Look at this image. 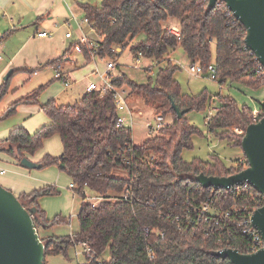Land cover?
<instances>
[{
    "label": "trees",
    "instance_id": "obj_1",
    "mask_svg": "<svg viewBox=\"0 0 264 264\" xmlns=\"http://www.w3.org/2000/svg\"><path fill=\"white\" fill-rule=\"evenodd\" d=\"M208 4L209 0H103L100 6L82 3L97 35L99 58L117 59L120 53L111 49L122 45L158 63L167 61L159 70L156 84L138 83L126 74L112 82L116 87L128 86L129 94L141 98L156 114L171 116L172 122L158 135L133 142L132 129L118 126L119 112L113 92L97 90L87 92L73 104L59 103L57 99L41 104L50 122L35 132L15 127L0 141V151L20 164L23 158L41 149L46 139L54 135L61 138L62 154H48L39 164L41 168L58 165L70 175L72 189L83 198L79 232L65 237L41 236L40 229L66 222L62 215L49 218L40 205L43 196L59 193L56 186L18 195L24 206L37 208L33 220L46 244V257L67 255L72 246L86 244L97 250L100 259L109 250L110 256L101 259L100 264H233L212 252L226 248L245 254L252 251L253 240L243 233L240 223L264 205V196L252 187L236 192L206 188L195 181L201 173L235 174L248 166L246 156L230 168L215 154L209 160L195 158L190 162L182 156L183 150L193 148L194 137L201 134L187 114L203 109L215 99L209 100L205 92L183 93L175 78L180 66L167 59L173 50L181 46L189 60L200 63L205 72L214 65L221 85L230 81L254 88L264 86V76L257 71L259 61L245 44L246 27L224 1H218L212 9ZM170 20L180 24V36L168 30ZM141 36L144 37L140 39ZM76 47L79 44L72 43L60 60L50 64L62 62ZM80 48L85 59L90 60L88 46ZM47 86L41 85L11 103L0 120L14 115L22 104H39ZM8 88L6 80L0 86V100ZM176 107L185 111L181 117ZM254 112L246 104L240 106L233 97L219 95L216 112L207 116L206 125L216 137L227 138L242 148L245 130L254 122ZM262 117L264 102L258 119ZM237 129L242 132L237 133ZM129 146L127 164L118 152ZM89 191L104 199L96 205L86 201ZM127 192L133 194V203L124 199ZM208 199L221 214L207 213L194 225L181 226L180 219L188 212L193 214L192 207H200Z\"/></svg>",
    "mask_w": 264,
    "mask_h": 264
},
{
    "label": "rangeland",
    "instance_id": "obj_2",
    "mask_svg": "<svg viewBox=\"0 0 264 264\" xmlns=\"http://www.w3.org/2000/svg\"><path fill=\"white\" fill-rule=\"evenodd\" d=\"M86 2L94 5H101L103 0H89ZM175 21V20H174ZM90 28L84 30L85 33H89V38L92 40L97 39V35H94ZM65 34V33H64ZM78 36V34L76 35ZM144 36H141L143 38ZM58 41V43H57ZM57 41L51 46H36L39 54H45L50 57L60 55L57 60L62 56L61 47L64 46L62 41ZM77 40L75 39L73 43ZM58 44V45H57ZM70 47V43L65 45L63 50ZM61 50V53H59ZM73 54L71 60L77 61V68L72 70V86L65 89L63 84L54 80L53 67L48 66L46 68L37 69L38 75L29 71H20L12 73L8 81V90L0 100V115L1 113L14 101L30 94L41 85H48L40 96V103L36 104V108H40L41 104L46 103L52 99L51 96H57L55 99L59 103L73 104L80 100L79 94L84 90L85 86L90 80L99 81L100 73L106 71L107 62L114 60L110 57L101 59L98 56L91 57L90 60H86L82 52H76L72 50ZM167 59H170L175 64L180 66L175 74V78L179 81L183 93L190 95H198L202 92L207 93L208 98L215 99V102L210 104L207 102L206 107L201 110H193L187 114L191 123L197 126L201 130V134L196 135L193 139V148L185 149L182 152V156L185 161H192L195 158L203 160L211 159L212 154L219 156L224 165L228 168L237 166L238 161L243 159L245 154L240 146L234 145L232 141L227 138H218L211 132H209L206 125V118L208 115H213L219 104L220 96H230L236 99L240 106L248 105L254 110L259 109L261 103L264 102V86L251 87L242 82H226L220 84L218 79H213L209 71L198 74L193 69V63L189 60L184 49L179 46L173 50ZM216 59V47L212 46V60L214 64ZM71 60H62L63 64L70 65ZM117 65L115 69L111 71V76H106L111 80L113 77H120L122 74L128 75L131 79L138 83L152 82L156 84L159 70L166 64L165 61L158 63L157 60L148 57H141V63L136 67L134 60V53L131 51L130 46L122 49L119 57L115 59ZM202 66L200 63H195V66ZM9 69L2 77V82H5V77L9 74ZM76 80V81H74ZM126 91L127 99L130 107L135 110L134 125L132 126V139L136 143L144 141L148 137V129L146 128V122L153 116L154 108L147 105L141 98L134 94H129L130 88L126 85L122 87ZM84 92V91H83ZM31 114L25 112L23 108H18L17 112L5 119L0 120V135L3 130H8L6 135L0 136V140H4L9 136L10 130L23 126L30 132H35L42 125L48 123H38L37 126H32L33 119L40 120L48 115L42 110L40 112L35 111ZM138 112H142L143 115H138ZM151 120V119H150ZM172 120L171 116H167V121ZM29 127L31 129H29ZM237 129V133H239ZM63 152V145L59 135H54L44 141L43 147L39 149L34 155L31 156V160H42L46 155L59 156ZM0 184L5 188L10 189L8 184L5 183L7 178H18L21 184H27L28 188L31 186L33 189H39L45 186H56L59 193L50 196H43L40 199L41 207L46 211L49 218H54L56 215H62L66 217V222L53 226L49 229H40L41 236L53 235V236H70L75 235L80 230L79 213L82 205L83 198L72 189V179L70 175L60 168L58 165L46 166L43 168H27L20 164H15V161L10 158L5 152L0 151ZM29 173V174H28ZM28 174L29 176H27ZM118 174H122L119 172ZM31 188V189H32ZM17 196L15 189H11ZM92 195L89 191L88 194ZM77 252L78 255H77ZM110 256L107 249L101 259H107ZM87 263L85 246L83 244H77L72 246L68 250L67 255H49L46 257L45 264H85Z\"/></svg>",
    "mask_w": 264,
    "mask_h": 264
},
{
    "label": "water",
    "instance_id": "obj_3",
    "mask_svg": "<svg viewBox=\"0 0 264 264\" xmlns=\"http://www.w3.org/2000/svg\"><path fill=\"white\" fill-rule=\"evenodd\" d=\"M218 1L209 0L208 8H214ZM222 1L246 27L245 44L264 67V0ZM11 73L12 70L5 80ZM175 109L179 117L185 113L177 107ZM242 149L248 160L246 168L229 176L201 173L195 177V181L206 188L215 189H230L247 182L264 196V117L246 128ZM20 164L27 168H41V164L28 157L23 158ZM36 211V207L24 206L12 190L0 184V264H45L46 244L33 220ZM251 222L264 241V205L253 212ZM212 254L229 259L233 264H264V245L253 253L245 254L238 249L226 248Z\"/></svg>",
    "mask_w": 264,
    "mask_h": 264
},
{
    "label": "crops",
    "instance_id": "obj_4",
    "mask_svg": "<svg viewBox=\"0 0 264 264\" xmlns=\"http://www.w3.org/2000/svg\"><path fill=\"white\" fill-rule=\"evenodd\" d=\"M82 3L88 2H86V0H0V54L2 55L0 58V86L3 84V75L9 69L12 70V73L29 71L35 74L37 69L46 68L49 65L53 67L50 62L59 58L60 55L50 57L43 53L39 54V52L34 51V49L37 50L36 46L40 47L45 45L49 47L51 44L55 43L57 39L62 41L64 46L69 43L71 45L75 39L78 40L83 34L90 35L84 32L87 28H90L89 30L96 35L89 24L83 23V20L86 18V13L82 7ZM41 32H49L52 33V35L49 37H41L38 35V33ZM68 32L73 33L72 38H66V33ZM77 34L78 36H76ZM64 46L61 47L62 55L65 51L63 50ZM59 53H61V50H59ZM72 54L73 52L67 56L66 59L71 60ZM77 63V61H73L69 66L63 63L62 65L70 73L77 68ZM53 73L54 80L58 81L55 79L54 67ZM71 73L70 77L72 80ZM38 74L37 72L35 75ZM64 88L68 89L65 86ZM83 91L79 94L80 98L88 92L87 86H85ZM51 97L55 99L57 96H55V98L54 96ZM33 106H36V104H22L19 108H23L25 112L31 114L34 111L32 108H36ZM35 111L40 112L42 109L41 107L36 108ZM31 115L33 116V114ZM33 120L32 126H37L38 123L50 122L49 117H43L40 120L34 118ZM29 129L31 128L29 127ZM7 131L8 130H3L0 136L6 135ZM28 158L30 160L32 159L31 156H28ZM32 161L39 163L41 160ZM15 164L18 163L15 161ZM2 173L3 170L0 171V174ZM28 174L26 175L29 176ZM17 179L11 177L4 181L9 185L8 187L10 189L11 187L14 188L18 195L23 192L28 193L34 190L32 187L35 186L28 188L27 184L29 183L21 184V181H19L20 179Z\"/></svg>",
    "mask_w": 264,
    "mask_h": 264
},
{
    "label": "built area",
    "instance_id": "obj_5",
    "mask_svg": "<svg viewBox=\"0 0 264 264\" xmlns=\"http://www.w3.org/2000/svg\"><path fill=\"white\" fill-rule=\"evenodd\" d=\"M83 23L89 24L91 26L92 30L95 32V29L93 28L91 21L87 17L83 20ZM167 28L173 34H175L177 36L181 35V27L177 21L170 20L167 24ZM38 35L41 37H49L52 35V33L41 32V33H38ZM72 37H73L72 32L66 33V38H72ZM77 43L79 44V47L75 48L76 51H82V50H80L81 45H87L89 48V52H90L91 56L92 57L98 56L97 55V49L99 47V43L96 40H94V41L91 40L87 34H83L82 37H80L77 40ZM122 49H124V46L119 45V46H115L111 50L115 53H121ZM1 57H2V55L0 54V58ZM141 57H144L142 52H139L138 54H134V60H135V66L136 67L141 63ZM116 65H117V63L115 60L108 61L107 65H106V71L103 73H100V79H102V81L99 82V81L90 80L87 84V90H88V92L98 90V91H102L103 93L108 92V91H112L114 94V98L116 100V104H117V108H118V112H119L118 121H117L118 126L119 127H130L132 129V126L134 125V114L136 111L130 107L129 101L127 99L126 91L123 90L122 87H116L113 84L112 81L115 77L112 76V79L110 80L106 76V74L111 76V71L113 69H115ZM53 67H54V72H55V79L58 81H61L66 88L70 87L72 85V80H71L69 71L63 67L62 63L54 64ZM193 69L198 74L205 72L204 69L202 68V66H200V65L195 66V64H193ZM208 71L210 72L211 77L213 79L217 78V72H216V68L214 65H210ZM257 71L262 76H264V67L260 63L258 65ZM35 74H37V72H35ZM254 111H255L254 112V122H257L258 120H260V119H258L259 109H255ZM137 114L143 115L142 112H138V111H137ZM171 122H172V120L167 121V117L165 115L156 114L154 112L153 116L151 118H149L145 124L146 128L148 129V137H153V136L158 135L165 127L170 125ZM205 122L206 123L208 122L207 119L205 120ZM239 132H242V131H239ZM133 142H135V141H133ZM129 152H131L130 146L128 148L120 150L118 152V155L120 157H122L124 160H126L127 164L130 163V158L128 156ZM251 187L254 188L251 184L246 182L243 185H234L230 188V190L236 191V192H243V191H249ZM103 199L104 198L100 195H97L95 193H92V195H90V193L88 194V192H86L85 200L94 204V205L100 203ZM124 199L126 201H130L133 203V201H134L133 194H130L127 192V194L124 196ZM258 208H256V209H258ZM254 211L250 212L249 216L247 218H244L240 223L241 226L243 227V233L249 235L253 240L252 251L250 253L257 251L258 249L262 248L264 245V241L262 239L261 234L259 233V231L256 228H254V226L252 225V222H251V216H252ZM192 212L194 215L191 212H188L187 214H185L180 219L181 226L182 225L183 226H188V225L192 226L197 221H200L203 218V216H205L207 213H210L212 216H216V215L221 214L220 209H218V207L213 206L211 204L210 199H208L206 202L201 204L200 207H192ZM227 214H229V213H227ZM177 219H179V218H177ZM83 245L85 246L86 257H87V263H85V264H100L101 259L99 257L97 250L90 247L89 245H86V244H83ZM78 253L79 252H77V255H78Z\"/></svg>",
    "mask_w": 264,
    "mask_h": 264
}]
</instances>
